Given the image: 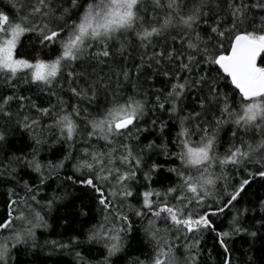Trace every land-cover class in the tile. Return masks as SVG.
Here are the masks:
<instances>
[{
	"label": "snow or ice",
	"instance_id": "obj_1",
	"mask_svg": "<svg viewBox=\"0 0 264 264\" xmlns=\"http://www.w3.org/2000/svg\"><path fill=\"white\" fill-rule=\"evenodd\" d=\"M257 184L264 0H0V264L44 245L76 264H207L206 234L234 264L235 237L264 247ZM61 208L71 234L41 245Z\"/></svg>",
	"mask_w": 264,
	"mask_h": 264
},
{
	"label": "trees",
	"instance_id": "obj_2",
	"mask_svg": "<svg viewBox=\"0 0 264 264\" xmlns=\"http://www.w3.org/2000/svg\"><path fill=\"white\" fill-rule=\"evenodd\" d=\"M20 54L23 55L27 52V49H21ZM21 92L24 95L32 96L38 103H43L44 106H47L48 103V95L46 92H40L36 86H21ZM52 102L55 103V97H52ZM67 99V96H65ZM14 141V146H19L20 137L12 138ZM223 150V149H221ZM162 159V158H161ZM55 187V185H54ZM252 193H256L264 196V188H260L259 185H253ZM3 192V188L0 187V193ZM79 195V193H76ZM254 198V197H253ZM4 197L0 195V213L4 211L2 200ZM71 199V197H70ZM87 203V201H85ZM81 204L80 200L76 201V207L79 208ZM72 212H75V209H71ZM66 213L64 208H61L58 212H53L50 217H48L50 228L48 229H39L37 230L38 239L41 245H44L45 240H66L67 236L71 233L67 230L68 225L64 224L61 217H63ZM95 215V210L92 212ZM258 218V217H257ZM69 219L72 220V217L69 216ZM79 219L84 218H77ZM225 218V222H226ZM250 222L254 223L249 217ZM74 227L79 229V223L75 222ZM135 231L133 233L138 239L143 236V231L140 227V224L137 223L135 226ZM264 234V230L262 233ZM214 240L212 235L206 234L205 238L202 242L203 248V259L207 261V264H220L222 257L218 256V246L213 247ZM233 248V258L234 264H241L243 258L246 257V254H249V248L251 247V255L254 256L255 264H264V247L261 246L260 241L257 239L255 243H253V238L243 236V237H235L232 243ZM87 246H85L86 248ZM83 250V249H82ZM141 246L134 240L132 249L129 251V256L138 255L141 251ZM87 254V253H86ZM93 257L98 258L99 254L95 251L91 254ZM18 264H76V259L74 256V252L71 249L65 250H53L50 246L44 245L42 249H37L35 252L29 251L27 255L24 254L23 249L18 254ZM118 264H124L123 261H119Z\"/></svg>",
	"mask_w": 264,
	"mask_h": 264
}]
</instances>
